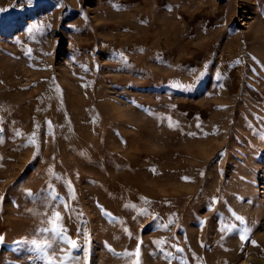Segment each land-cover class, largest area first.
I'll return each instance as SVG.
<instances>
[{
    "label": "rangeland",
    "instance_id": "obj_1",
    "mask_svg": "<svg viewBox=\"0 0 264 264\" xmlns=\"http://www.w3.org/2000/svg\"><path fill=\"white\" fill-rule=\"evenodd\" d=\"M62 260L264 264V0H0V264Z\"/></svg>",
    "mask_w": 264,
    "mask_h": 264
},
{
    "label": "snow or ice",
    "instance_id": "obj_2",
    "mask_svg": "<svg viewBox=\"0 0 264 264\" xmlns=\"http://www.w3.org/2000/svg\"><path fill=\"white\" fill-rule=\"evenodd\" d=\"M53 237H56V239L53 240ZM32 244L34 248L38 251L48 249L49 251L47 254L50 256H57L59 253H66L67 248L65 247V245L75 251L80 250L77 248L74 241H68L64 238L61 232H57L56 230H52V234L49 237H46L44 242L38 243L37 241L33 240ZM48 264H51V261H49ZM61 264H66V261L62 260Z\"/></svg>",
    "mask_w": 264,
    "mask_h": 264
}]
</instances>
